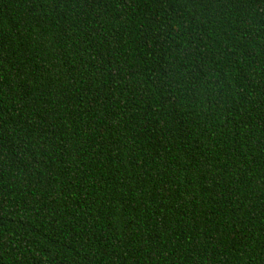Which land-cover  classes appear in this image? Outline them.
Wrapping results in <instances>:
<instances>
[{"label": "trees", "instance_id": "16d2710c", "mask_svg": "<svg viewBox=\"0 0 264 264\" xmlns=\"http://www.w3.org/2000/svg\"><path fill=\"white\" fill-rule=\"evenodd\" d=\"M0 264H264V0H0Z\"/></svg>", "mask_w": 264, "mask_h": 264}]
</instances>
